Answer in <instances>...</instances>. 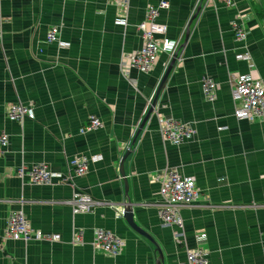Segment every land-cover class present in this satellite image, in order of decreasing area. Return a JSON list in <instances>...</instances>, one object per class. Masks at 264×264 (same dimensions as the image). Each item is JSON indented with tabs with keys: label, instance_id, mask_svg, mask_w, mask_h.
I'll return each instance as SVG.
<instances>
[{
	"label": "crops",
	"instance_id": "crops-1",
	"mask_svg": "<svg viewBox=\"0 0 264 264\" xmlns=\"http://www.w3.org/2000/svg\"><path fill=\"white\" fill-rule=\"evenodd\" d=\"M159 1L121 6L108 0H0V132L9 136L0 156V264H155L156 246L116 212L124 201L120 159L169 63L161 53L149 73L132 70L125 77L120 62L142 46L136 25L146 7ZM166 1L157 21L167 26V38L180 40L181 57L124 163L129 198L139 205L134 222L153 238L163 264H183L186 248L199 245L211 264H264V121L236 120L231 98L236 76L250 74L264 84V0H234L232 7L206 3L187 40L185 28L199 0ZM234 24H244L245 40L235 39ZM51 27L66 47L46 42ZM205 77L217 84L213 103L201 93ZM19 102L31 108L34 120L6 118L9 106ZM91 116L102 128L80 134ZM161 117L193 129L194 137L179 146L164 143ZM80 155L99 160L74 177L69 161ZM39 163L61 178L33 185L16 175ZM164 171L193 177L203 198L181 209L184 244L157 217V177ZM73 191L99 204L73 213ZM11 211L60 240L4 239ZM96 229L121 237L124 249L114 257L94 251ZM199 236L205 237L201 243Z\"/></svg>",
	"mask_w": 264,
	"mask_h": 264
},
{
	"label": "built area",
	"instance_id": "built-area-1",
	"mask_svg": "<svg viewBox=\"0 0 264 264\" xmlns=\"http://www.w3.org/2000/svg\"><path fill=\"white\" fill-rule=\"evenodd\" d=\"M108 1L121 6H127L128 4V0ZM200 1H198L197 5ZM208 2L212 4L222 3L226 7L234 6V0H203V7ZM168 7L169 3L166 0H160L157 5L146 7L144 18L136 25L143 44L140 49L120 62V69L125 77L132 70L141 74L149 73L159 54L164 53L169 61L180 47V40L167 38V26L157 21L159 12L168 9ZM233 29L236 40L243 41L246 39L247 32L244 24H234ZM1 30L2 19L0 18V34ZM46 42L56 44L58 48L67 46L60 41L57 27L48 29ZM237 59L250 63V57L247 55H239ZM178 61H180V58ZM167 65L168 63H166L165 68ZM249 67L252 68L253 65L249 64ZM216 88L217 84L213 79L205 77L202 80L201 93L206 102L213 103L215 101ZM231 98L235 105L233 116L236 120L248 122L264 121V84L260 79L254 78L250 74L236 76L232 79ZM6 118L21 124L24 119L34 120L35 116L29 106L19 102L9 106ZM100 128H102L101 120L91 116L88 117L87 124L80 128L79 133L86 134L97 131ZM158 132L164 143H170L174 146L188 142L195 134L193 129L184 124L163 117L158 119ZM8 146L9 136L4 132H0V156ZM98 160V156L88 157L80 155L69 161V168L73 171L74 177H80L88 172L91 163ZM16 175L21 178L27 177L33 185L47 184L53 179L61 178V175L52 171L46 163L34 164L27 170H25V167H21L17 170ZM157 181L159 184V200L154 206L157 210V217L160 220L161 227L171 229L173 239L179 244H184V221L181 216V209L198 205L203 199L201 193L197 189L193 177L177 171H164L157 177ZM68 202L73 213H88L99 204L98 201L93 200L89 195L75 191H73ZM116 217L123 218L122 209H117ZM3 237L13 241L21 240L27 244L39 242L45 237H49L52 241L60 240L59 235L47 236L42 231L32 229L29 220L21 211H11L9 213ZM204 239V236H199L198 241L201 243ZM73 242L75 244L80 243V237H75ZM91 247L94 251L114 257L124 249L125 242L113 232L96 229L93 231ZM183 264H211L209 253L200 245L195 248H186L185 262Z\"/></svg>",
	"mask_w": 264,
	"mask_h": 264
},
{
	"label": "water",
	"instance_id": "water-1",
	"mask_svg": "<svg viewBox=\"0 0 264 264\" xmlns=\"http://www.w3.org/2000/svg\"><path fill=\"white\" fill-rule=\"evenodd\" d=\"M203 0L200 1V3L195 7L189 21L188 24L185 28V40H187L189 34H190V28L192 23L198 18L199 14L201 13V10L203 8ZM181 48L182 45L175 51V53L173 54L172 58L169 60V63L167 65V67L165 68V72L157 86V88L155 89L153 95L151 96V98L149 99V107L145 113V116L143 118V120L140 122L136 133L134 135L133 140L131 141V146H128L124 155L122 156V158L120 159L119 162V174L121 176V178L123 179V183H124V201L121 203V207L123 209V218L126 221V223L128 224V226L135 232H137L139 235L145 237L146 239H148L150 242H152L155 246H156V253H157V259L155 261V264H163V255L161 253V250L157 247L155 241L153 240V238L142 228H140L139 226H137L134 222V209L139 206L137 203H133L131 201V199L129 198L128 195V182H127V178L125 176V171H124V163L127 159V157L130 155L131 151V147L132 145H134L136 138L139 136V134L144 130L146 124L149 122L151 115L154 113L159 95L161 93V91L163 90L165 83L168 79V76L170 74V72L173 70L175 64L177 63L178 59L181 57Z\"/></svg>",
	"mask_w": 264,
	"mask_h": 264
},
{
	"label": "trees",
	"instance_id": "trees-1",
	"mask_svg": "<svg viewBox=\"0 0 264 264\" xmlns=\"http://www.w3.org/2000/svg\"><path fill=\"white\" fill-rule=\"evenodd\" d=\"M263 19H264V17H263ZM263 19H262V20H263ZM263 23H264V20H263Z\"/></svg>",
	"mask_w": 264,
	"mask_h": 264
}]
</instances>
